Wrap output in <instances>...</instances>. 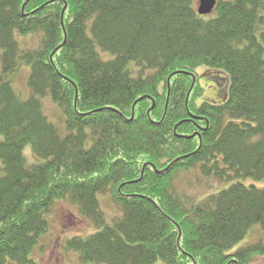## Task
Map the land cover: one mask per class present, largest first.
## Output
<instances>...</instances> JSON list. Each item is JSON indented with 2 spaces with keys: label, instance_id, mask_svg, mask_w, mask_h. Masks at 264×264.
I'll return each mask as SVG.
<instances>
[{
  "label": "trees",
  "instance_id": "1",
  "mask_svg": "<svg viewBox=\"0 0 264 264\" xmlns=\"http://www.w3.org/2000/svg\"><path fill=\"white\" fill-rule=\"evenodd\" d=\"M0 0L3 74L29 68L30 96L0 82V264H35L53 204L96 231L66 249L83 264H250L264 243V0ZM39 35L31 48L15 35ZM220 73V103L197 70ZM49 96L65 134L44 116ZM30 147L34 162L24 149ZM226 185L189 203L180 173ZM120 215L107 224L98 196Z\"/></svg>",
  "mask_w": 264,
  "mask_h": 264
},
{
  "label": "rangeland",
  "instance_id": "2",
  "mask_svg": "<svg viewBox=\"0 0 264 264\" xmlns=\"http://www.w3.org/2000/svg\"><path fill=\"white\" fill-rule=\"evenodd\" d=\"M194 6L197 11L198 0H195ZM215 15V12H211L207 17L211 18ZM262 30L264 31V27ZM15 38L21 47L24 48L27 45L33 48L39 41L40 36H22L16 33ZM197 73L198 84L203 89L202 95L197 99V104L222 102L227 92L223 76L205 67H200ZM28 74L29 68L25 65H21L14 73L3 74L0 64V82H8L21 100H26L30 96V90L27 86ZM41 109L47 120L57 128L61 135H64L66 132L64 115L60 107L47 96L41 99ZM24 156L29 164L34 162L29 146L24 149ZM254 184L257 187L264 186V183L261 182H254ZM174 185L179 194L187 199L189 203L199 200L203 196L214 194L220 188L226 187V185H221L214 180L202 178L197 169L180 173L176 176ZM98 200L100 208L105 214L107 224L111 225L112 220L120 215L119 209L108 195H99ZM46 218L49 222V230L41 237L39 245L33 250L31 256L35 264H83L80 262L77 253L66 249V242L74 237H86L95 232L96 228L87 219L83 218L77 207L67 199L56 201ZM258 240L264 243V231L259 227H255L249 236L234 249L236 250L244 244L255 243ZM154 264L165 263L157 261ZM250 264H264V257L255 256Z\"/></svg>",
  "mask_w": 264,
  "mask_h": 264
},
{
  "label": "water",
  "instance_id": "3",
  "mask_svg": "<svg viewBox=\"0 0 264 264\" xmlns=\"http://www.w3.org/2000/svg\"><path fill=\"white\" fill-rule=\"evenodd\" d=\"M216 5V0H198L197 14L199 16L209 15Z\"/></svg>",
  "mask_w": 264,
  "mask_h": 264
}]
</instances>
